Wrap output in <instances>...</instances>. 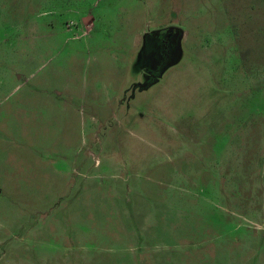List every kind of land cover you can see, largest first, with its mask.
<instances>
[{"label": "rangeland", "instance_id": "rangeland-1", "mask_svg": "<svg viewBox=\"0 0 264 264\" xmlns=\"http://www.w3.org/2000/svg\"><path fill=\"white\" fill-rule=\"evenodd\" d=\"M0 264H264V0H0Z\"/></svg>", "mask_w": 264, "mask_h": 264}, {"label": "flooded vegetation", "instance_id": "flooded-vegetation-1", "mask_svg": "<svg viewBox=\"0 0 264 264\" xmlns=\"http://www.w3.org/2000/svg\"><path fill=\"white\" fill-rule=\"evenodd\" d=\"M178 33L179 31L177 29H169L166 30L164 32H154L153 34H151V36H160L161 41H160V45H161V51H160V55L162 57V61L160 63V65L158 66L157 70L161 69L164 67V65L166 64L165 60L166 59H170V57L172 56V51L174 49V47L177 44V39H178ZM158 70V73H159ZM151 79L153 78L154 74L151 75Z\"/></svg>", "mask_w": 264, "mask_h": 264}, {"label": "trees", "instance_id": "trees-1", "mask_svg": "<svg viewBox=\"0 0 264 264\" xmlns=\"http://www.w3.org/2000/svg\"><path fill=\"white\" fill-rule=\"evenodd\" d=\"M162 71V68L159 70V72H161ZM156 80L155 79H150L149 81H148V83L144 86V87H148V86H150L152 83H154Z\"/></svg>", "mask_w": 264, "mask_h": 264}]
</instances>
